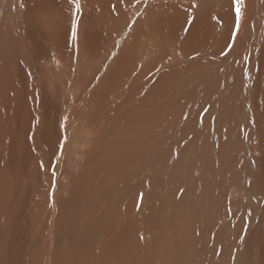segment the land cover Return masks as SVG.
<instances>
[{
    "label": "rangeland",
    "instance_id": "374dc122",
    "mask_svg": "<svg viewBox=\"0 0 264 264\" xmlns=\"http://www.w3.org/2000/svg\"><path fill=\"white\" fill-rule=\"evenodd\" d=\"M12 1L0 264H264V0H244L247 51L225 57L232 0H157L149 25L150 0H79L76 40L60 0Z\"/></svg>",
    "mask_w": 264,
    "mask_h": 264
},
{
    "label": "bare ground",
    "instance_id": "6f19581e",
    "mask_svg": "<svg viewBox=\"0 0 264 264\" xmlns=\"http://www.w3.org/2000/svg\"><path fill=\"white\" fill-rule=\"evenodd\" d=\"M23 4H24V6H25V8L28 6L27 4H25V2H28V0H20ZM61 2H63V9L62 10H64V14L62 15L63 17L61 18L62 19V21L61 20H59L58 19V21H61V28H62V30H63V32H65V34H67V33H70L71 34V31H72V29H73V26H72V18H73V16L76 14H74L73 15V10H74V4H72V3H70V0H60ZM142 1V4H144L143 3V0H141ZM146 0H144V2H145ZM156 1L157 0H150L149 1V4H148V2L146 3V4H148V9L146 10H144L145 11V13H144V15L146 16V22L147 21H149L150 20V17L152 16V14L154 13V6H155V4H156ZM185 1V0H184ZM199 2H200V0H198ZM207 1V0H206ZM209 2H210V0H208ZM213 1V0H212ZM217 1V0H216ZM220 0H218L216 3H218ZM223 1V0H222ZM224 1H226V0H224ZM252 1V0H251ZM37 2V1H36ZM36 2H34V3H36ZM38 2H39V0H38ZM53 2V1H52ZM85 2V1H84ZM115 2V1H114ZM133 2V0H126V3H132ZM136 2V1H135ZM134 2V3H135ZM179 2H181V1H179ZM183 2V1H182ZM186 2L189 4V1H187L186 0ZM202 2V1H201ZM232 2V1H231ZM230 2V3H231ZM49 3V2H48ZM54 3V2H53ZM85 3H87V2H85ZM168 3H169V1H168ZM167 3V5L168 6H170L171 7V5H169ZM185 5H186V3L185 2H183ZM197 3V2H196ZM203 3V2H202ZM205 3V2H204ZM213 4H214V2H212ZM223 3V2H222ZM246 3H248V2H246ZM250 3V2H249ZM123 4V3H122ZM137 4V3H136ZM140 4H141V2H140ZM181 4V3H180ZM191 4V3H190ZM197 4H199V3H197ZM201 4V3H200ZM200 4H199V6H200ZM210 5H211V3H209ZM226 4H227V1H226ZM226 4H223L222 6L224 7V5H226ZM38 5V4H37ZM118 5H120V3H118ZM138 5V4H137ZM145 5V4H144ZM166 5V6H167ZM173 5V4H172ZM176 5V4H175ZM182 5V4H181ZM191 5H193V4H191ZM195 5V4H194ZM218 5V4H217ZM228 5V4H227ZM244 5V4H243ZM36 6V5H35ZM124 6H125V4H124ZM146 6V5H145ZM177 6V5H176ZM213 6V5H212ZM82 7V6H81ZM114 7V6H113ZM129 5H127V9L128 10H130L129 8ZM141 7V5L139 6V8ZM144 7V6H143ZM146 7V8H147ZM162 7V6H161ZM173 7H175V6H173ZM192 7V6H191ZM203 9H204V6H201ZM210 7V6H209ZM216 7H219V6H216ZM223 7H220L221 9L223 8ZM228 7V6H227ZM231 7V6H230ZM251 7V6H250ZM99 8V7H98ZM181 8V7H180ZM196 8H198V7H196ZM195 8V9H196ZM201 8V9H202ZM206 8V7H205ZM219 8V9H220ZM225 8V7H224ZM13 9H14V3H13V1L12 0H0V18H2L4 15H6L8 12H11V13H13ZM100 9V8H99ZM126 9V10H127ZM175 9V8H174ZM182 9V8H181ZM183 9H185V8H183ZM201 9H199V10H201ZM221 9H220V11H221ZM76 10V9H75ZM74 10V11H75ZM177 11H178V9H176ZM175 10V11H176ZM186 10V9H185ZM189 10V9H188ZM230 10V9H229ZM60 11V10H59ZM141 11V10H140ZM243 11V10H242ZM121 12V15H125V16H122V18H121V21H125V19L127 18H130V17H128V14H127V12H126V14H125V12L124 11H120ZM120 12H118V13H120ZM143 12V11H142ZM159 12H160V10H159ZM179 12V11H178ZM191 12H192V9H191ZM203 12V11H202ZM46 13V12H45ZM58 13V12H57ZM182 13V12H181ZM193 13V12H192ZM194 13H196V12H194ZM198 13V12H197ZM209 13V12H208ZM227 13V12H226ZM235 13V12H234ZM134 14V13H133ZM160 14V13H159ZM115 15V14H114ZM199 15H201V12H200V14ZM198 15V16H199ZM220 15H223V14H220ZM230 15V14H229ZM130 16V15H129ZM135 16V15H134ZM168 16V15H167ZM247 16V15H246ZM59 17V16H58ZM76 17V16H75ZM115 17V16H114ZM119 16H117V18H118ZM125 17V18H124ZM160 17V16H159ZM158 17V18H159ZM214 17V16H213ZM222 18H223V16H221ZM233 17V16H232ZM231 17V18H232ZM132 18V17H131ZM136 18V17H135ZM169 18V17H168ZM197 18H199V17H197ZM201 18V17H200ZM221 18V19H222ZM225 18V17H224ZM252 18H253V16H252ZM25 19V18H24ZM56 19V18H55ZM162 19V18H161ZM164 19V18H163ZM176 19V18H175ZM211 19V18H210ZM214 19V18H213ZM131 20V19H130ZM136 20V19H135ZM195 20H196V18H195ZM203 20H205V19H203ZM118 21V20H117ZM132 21H133V18H132ZM162 21V20H161ZM232 21V20H231ZM248 21V20H247ZM131 22V21H130ZM134 22V21H133ZM152 22V21H151ZM150 22V23H151ZM156 23H157V20L155 21ZM154 22V23H155ZM213 22V21H212ZM216 22V21H215ZM126 23V22H125ZM149 23V24H150ZM164 23V22H163ZM103 24V23H102ZM147 24H148V22H147ZM148 24V25H149ZM198 24V23H197ZM200 24V23H199ZM213 24V23H212ZM227 24H228V22H227ZM119 25V24H118ZM135 25V24H134ZM155 25H157V24H155ZM154 25V26H155ZM218 25V24H217ZM226 25V24H225ZM77 26V25H76ZM143 26V25H142ZM202 26V25H201ZM222 26V25H221ZM135 27V26H134ZM151 27H152V25H151ZM196 27V26H195ZM200 27V26H199ZM213 27V26H212ZM226 27V26H225ZM77 28V27H76ZM197 28V27H196ZM223 28V27H222ZM246 28V27H245ZM193 29V28H192ZM209 29H210V26H209ZM212 29V28H211ZM53 30V29H52ZM58 30V29H57ZM77 30V29H76ZM134 30H136V31H138V29L137 28H135ZM153 30V29H152ZM206 30H207V28H206ZM215 30V29H214ZM224 30V29H223ZM42 31V30H41ZM195 31H196V29H195ZM209 31V30H208ZM152 32V31H151ZM197 32V31H196ZM199 32H200V30H199ZM211 32H212V30H211ZM210 32V33H211ZM218 32V31H217ZM58 33V32H57ZM127 33V32H126ZM149 33V32H148ZM147 33V34H148ZM209 33V34H210ZM213 33V32H212ZM211 33V34H212ZM246 33V32H245ZM248 33V32H247ZM82 34V33H81ZM150 34V33H149ZM142 35H143V33H142ZM193 35V34H192ZM202 35H203V33H202ZM222 35V34H221ZM248 35H250V34H248ZM67 36V35H66ZM104 36V35H103ZM139 37H140V35H138ZM152 36V39H150L149 37H145V38H143L144 39V41H146V39H148V41H150V40H152L153 41V36H154V34L153 35H151ZM251 36V35H250ZM46 37V36H45ZM52 37V36H51ZM110 37V36H109ZM138 37V38H139ZM144 37V36H143ZM202 37V36H201ZM213 37V36H212ZM222 37V36H221ZM228 36H226V38H227ZM192 38V37H191ZM194 38V37H193ZM253 38V37H252ZM42 39V38H41ZM46 39V38H45ZM47 39H49V38H47ZM131 39V38H130ZM129 39V40H130ZM140 39V38H139ZM157 38H155V40H156ZM209 39V38H208ZM248 39H250V38H248ZM50 40V39H49ZM69 40V39H68ZM142 40V39H141ZM167 41H168V39H166ZM252 40V39H251ZM52 41V40H51ZM136 40L132 37V39L130 40V42H132V43H134ZM201 40H199L198 42H200ZM211 41V40H210ZM38 42H39V39H38ZM69 42V41H68ZM151 42V41H150ZM161 42H162V39H161ZM52 43V42H51ZM59 43V42H58ZM107 43V42H106ZM112 43V42H111ZM153 43V42H152ZM163 43H164V41H163ZM177 43H179V41L177 42ZM203 43V42H202ZM210 43H212V42H210ZM217 43V42H216ZM36 44H37V42H36ZM125 44V43H124ZM156 44H158V43H156ZM162 44V43H161ZM41 45V44H40ZM59 45V44H58ZM129 45H130V43H129ZM129 45H127V43L125 44V45H123L121 48H118L117 49V52L118 53H116V57L115 58H113V60H120V59H122L125 55V50H128V48H129ZM160 45V44H159ZM167 45V44H166ZM179 45V44H178ZM194 45V44H193ZM220 45V44H219ZM219 45H217V46H219ZM222 45V44H221ZM108 46V45H107ZM158 46V45H157ZM171 46V45H170ZM173 47L174 46H176V45H172ZM182 46V45H181ZM251 46V45H250ZM59 47V46H58ZM67 47V46H66ZM132 49H136V51H140L141 52V47H139V48H136L135 47V44L133 45L132 44ZM143 47V46H142ZM159 47V46H158ZM167 47V46H166ZM186 47H188V46H186ZM185 47V48H186ZM190 47H191V44H190ZM213 47V46H212ZM216 47V46H215ZM57 48V47H56ZM117 48V47H116ZM150 48V47H149ZM161 48V47H160ZM195 48V47H194ZM193 48V49H194ZM203 48V47H202ZM222 48H223V46H222ZM263 48H264V45H263ZM71 49V48H70ZM159 49V48H158ZM168 49H169V47H168ZM189 48H187V50H188ZM199 49V48H198ZM224 49V48H223ZM56 50V49H55ZM62 50V49H61ZM133 50V51H134ZM172 50V49H171ZM181 50V49H180ZM222 50V49H221ZM239 50V49H238ZM159 51V50H158ZM189 51V50H188ZM218 51V50H217ZM160 52V51H159ZM166 52V51H165ZM164 52V53H165ZM168 52V51H167ZM167 52H166V54H167ZM183 52H184V50H183ZM203 52V51H202ZM154 53V52H153ZM186 53V52H185ZM196 54V53H195ZM214 54V53H213ZM219 54V53H218ZM232 54V53H231ZM115 55V54H114ZM141 55V54H140ZM161 55H164V54H161ZM171 55V54H170ZM220 55V54H219ZM233 55V54H232ZM153 56H154V54H153ZM197 56V55H196ZM199 56H201V55H199ZM209 56V55H208ZM211 56V55H210ZM263 56V57H262ZM109 57V56H108ZM168 57V56H167ZM171 57V56H170ZM177 57H179L178 55H177ZM182 57H183V55H182ZM203 57V56H202ZM212 57V56H211ZM225 57V56H224ZM260 57H262L261 58V60H260V63L262 62V64H263V61H264V51H263V54L260 56ZM100 58V57H99ZM152 58V57H151ZM216 58V57H215ZM220 58V57H219ZM108 59V58H107ZM136 59V58H135ZM142 59V58H141ZM187 59V58H186ZM223 59V58H222ZM163 60H164V58H163ZM173 60V59H172ZM188 60V59H187ZM216 60H220L221 61V59H216ZM176 61V60H175ZM198 61H200V60H198ZM201 61H202V59H201ZM219 61V62H220ZM133 62H135V61H133ZM132 62V63H133ZM170 62V61H169ZM204 62V61H203ZM208 62V61H207ZM214 62V61H213ZM55 63V62H54ZM114 63H115V61H114ZM119 63V62H118ZM129 63V62H128ZM136 63V62H135ZM162 63H165V62H162ZM209 63V62H208ZM215 63V62H214ZM194 64H195V61H194ZM199 64V63H198ZM201 64H203L202 62H201ZM206 64V63H205ZM216 64H219V63H216ZM99 65V64H98ZM101 65V64H100ZM157 65H159V64H157ZM196 65V64H195ZM210 65V64H209ZM262 66V65H261ZM195 74V73H194ZM81 75V74H80ZM242 77V76H241ZM261 84V83H260ZM260 84H259V86H258V88L259 87H261L260 86ZM259 94H260V88H259V92H258ZM258 93H257V95H258ZM261 93L263 94V92L261 91ZM260 96V95H259ZM258 98V97H257ZM261 99V98H260ZM258 100V99H257ZM55 105H56V103H55ZM59 108V107H58ZM57 108V109H58ZM11 109V108H10ZM61 111V110H60ZM56 112H58V111H56ZM56 114V113H55ZM58 114H60V112H58ZM53 115V114H52ZM60 115H58V117H59ZM264 116V115H263ZM85 119V118H84ZM57 120V119H56ZM59 120V119H58ZM54 121V120H53ZM58 123V122H57ZM54 126V125H53ZM60 130V129H59ZM160 200V199H159ZM13 239V238H12ZM44 240V239H43ZM51 243V242H50ZM71 244H73V243H71ZM27 259V258H26Z\"/></svg>",
    "mask_w": 264,
    "mask_h": 264
},
{
    "label": "snow or ice",
    "instance_id": "6c2138e0",
    "mask_svg": "<svg viewBox=\"0 0 264 264\" xmlns=\"http://www.w3.org/2000/svg\"><path fill=\"white\" fill-rule=\"evenodd\" d=\"M137 3L140 2V0H136ZM70 3L74 4L76 11H80V3L79 0H70ZM244 3V0H232V5L235 8V14L233 17L232 25L229 29V35L227 37V40L225 42L224 49L221 50V55L228 56L231 53L236 52L238 47H243L245 51H247L246 46V36H245V23H244V13L242 11L241 5ZM191 23V21H189ZM221 23H223L221 21ZM76 25L73 24V30L71 32V37L73 40L77 39V31ZM187 31V29H185ZM242 59H250L248 56H242ZM243 71V70H242ZM67 137L65 136V140ZM61 148H63V145H61ZM55 175V173H53Z\"/></svg>",
    "mask_w": 264,
    "mask_h": 264
}]
</instances>
